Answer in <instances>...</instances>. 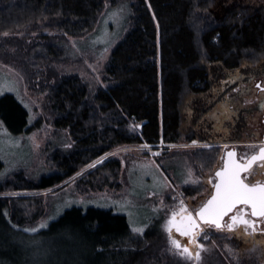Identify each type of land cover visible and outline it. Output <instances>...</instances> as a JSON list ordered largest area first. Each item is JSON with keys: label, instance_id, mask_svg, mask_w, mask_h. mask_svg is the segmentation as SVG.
<instances>
[{"label": "trees", "instance_id": "obj_1", "mask_svg": "<svg viewBox=\"0 0 264 264\" xmlns=\"http://www.w3.org/2000/svg\"><path fill=\"white\" fill-rule=\"evenodd\" d=\"M124 3L130 11L126 31L104 64L103 85L91 90L78 75L60 76L54 67L66 61L67 39L86 37L105 7ZM224 4L0 0V62L46 94L55 138L66 132L71 142L67 149L47 146V175L25 185L20 176L0 180V195L47 190L54 195L71 182L79 195L112 189L121 162L110 153L197 138L188 126L187 104L211 91V69L231 73L264 64V10ZM0 121L9 133L28 135L41 128L43 119L29 126L26 109L6 94L0 98ZM218 150H198L195 156L210 169ZM182 192L193 197L201 190L186 186ZM44 206L40 195L0 197V264H188L168 253L169 238L159 221L135 236L126 218L112 210L71 207L46 229L27 232L24 228L44 217ZM214 257L208 264H226L219 254Z\"/></svg>", "mask_w": 264, "mask_h": 264}, {"label": "rangeland", "instance_id": "obj_2", "mask_svg": "<svg viewBox=\"0 0 264 264\" xmlns=\"http://www.w3.org/2000/svg\"><path fill=\"white\" fill-rule=\"evenodd\" d=\"M231 4L264 10V0H225L226 7ZM129 12L126 3L116 7L107 6L93 32L83 38L67 39L69 49L66 61L54 67L57 73L60 76L78 75L91 90L103 85L104 64L115 43L126 31ZM7 36L3 34V37ZM12 36L20 38L21 34ZM211 71V91L187 104L188 126L197 138L173 146H125L110 153L108 156L121 162V171L112 189L106 187L100 192L79 195L74 182H71L54 195L51 194L52 190H47L41 193L22 191L0 197L43 196L45 215L32 227L37 229V233L71 207L84 210L93 207L112 210V213L124 216L131 234L135 236H142L153 221H159L168 235L165 225L174 211L179 212L181 201L195 215L208 199L216 182L215 172L222 166L225 151L233 146L237 158L250 157L257 151L264 135V90H261L264 87V64L257 68L245 66L242 71L231 73L216 69ZM6 94L12 95L26 109L29 126L38 118L43 119L41 128L28 135H13L0 121V160L3 164L0 180L15 181V176H20L23 181L21 185H25L51 170L47 146L67 149L71 142L66 132L55 138L54 128L50 121L47 122L50 117L45 109L46 94L40 88L29 86L18 71L0 62V98ZM214 147L219 148L217 159L210 169H206L195 153ZM259 163L253 167L249 179L264 181V169L259 168ZM186 186L198 187L201 192L186 197L182 192ZM232 214L226 216L225 225L230 222ZM255 227L253 233L251 228L248 232L243 231L244 225H237L232 231L226 226L222 229L201 226L203 231L197 240L205 247L195 249L200 252L199 260L181 256L168 235V253L188 264H208L216 253L226 264H264V222L257 223ZM32 228L24 229L32 233L28 231ZM172 236L182 245L195 248L188 237L181 236L175 230ZM205 236L207 239H204ZM213 236L223 239L217 242Z\"/></svg>", "mask_w": 264, "mask_h": 264}, {"label": "snow or ice", "instance_id": "obj_3", "mask_svg": "<svg viewBox=\"0 0 264 264\" xmlns=\"http://www.w3.org/2000/svg\"><path fill=\"white\" fill-rule=\"evenodd\" d=\"M257 161L260 162L259 168L264 169V146L260 147L258 154L243 159L237 158L234 151L228 152L227 158L223 159V167L215 173L218 182L213 184L214 193L196 210L195 215L188 211L187 206L181 201L179 212L174 211L165 225L171 243L180 250L181 256L199 260L200 252L195 249L205 247L197 240L203 231L201 223L213 225L217 229L226 226L229 231L234 230L237 225H244L243 231L248 232L251 228L254 233L256 224L264 222V181L249 179L253 165ZM229 213L233 214L230 216V222L225 225L223 218ZM173 230L181 236L188 237L190 244L195 248L188 244L182 245L172 236ZM28 231L35 232L37 229L32 228ZM204 239H207V236Z\"/></svg>", "mask_w": 264, "mask_h": 264}, {"label": "water", "instance_id": "obj_4", "mask_svg": "<svg viewBox=\"0 0 264 264\" xmlns=\"http://www.w3.org/2000/svg\"><path fill=\"white\" fill-rule=\"evenodd\" d=\"M261 90H264V87H262ZM262 122H263V124H264V105H263V116H262ZM262 146H264V135L262 136V140H261V142H260V146L258 147L257 151H256L254 154H258L259 149H260V147H262ZM230 151H234V152L236 153V156H237L236 149H235L233 146H232L231 149L225 151V153H224V155H223V158H222V166H221V168L223 167V159H226V158H227V153L230 152ZM254 154H252V155H254ZM252 155H251V156H252ZM251 156H250V157H251ZM257 163H259V161H257L255 164H257ZM255 164L253 165V167L255 166ZM218 170H219V169H218ZM218 170H216V171H218ZM215 173H216V172H215ZM215 177H216V176H215ZM216 182H218V178H217V177H216ZM216 182H215V183H216ZM214 191H215V189L212 188L211 194L214 193ZM211 194H210V196H211ZM210 196L208 197V199L210 198ZM206 201H207V200H206ZM206 201H205V202H206ZM229 214H231V213H229ZM229 214H228V215H229ZM225 218H226V216L223 218V222H224ZM254 219H259V218H254ZM201 226H204V224L201 223ZM208 226H212V227L215 228V226H213V225H208ZM215 229H217V228H215Z\"/></svg>", "mask_w": 264, "mask_h": 264}]
</instances>
